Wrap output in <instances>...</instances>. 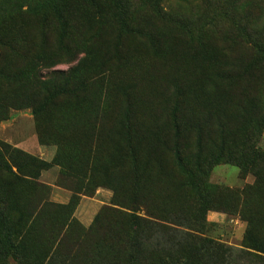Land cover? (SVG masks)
Masks as SVG:
<instances>
[{
    "label": "rangeland",
    "instance_id": "1",
    "mask_svg": "<svg viewBox=\"0 0 264 264\" xmlns=\"http://www.w3.org/2000/svg\"><path fill=\"white\" fill-rule=\"evenodd\" d=\"M42 2L0 0V161L16 150L52 164L0 169V264H264L250 242L264 244V0H162L174 22L131 35L106 12L84 46L41 19ZM54 54L53 83L75 68L82 83L52 98Z\"/></svg>",
    "mask_w": 264,
    "mask_h": 264
},
{
    "label": "trees",
    "instance_id": "2",
    "mask_svg": "<svg viewBox=\"0 0 264 264\" xmlns=\"http://www.w3.org/2000/svg\"><path fill=\"white\" fill-rule=\"evenodd\" d=\"M141 2L142 7H144V14L138 16L131 13L130 11L131 7L135 4V0H43L41 4V9L43 10V12L41 13V19L44 21L55 20L60 25L64 35L67 34L68 36H70L71 30L75 29L77 31V36L82 41V46L88 44V42L90 41H100L101 37L106 33V31L103 29V25L101 24L103 22V16L106 12L112 18L113 22H117L118 28L122 30L126 35H131L134 33L141 34V25L144 24V22L152 24L160 23L164 25L174 22L173 20H175V17L170 13L164 11L162 7V0H141ZM30 12L32 13V15H30L31 17L36 16L33 10L30 9ZM119 41L120 40H115L114 49L122 51L124 48L118 45ZM73 51L71 53H73ZM83 54H105V52H102L92 47V45H89L86 46V50ZM56 57L57 55L54 54L51 58L47 57L44 60L46 80L41 83L42 90L52 98L67 93L68 90L72 87L73 82L82 83V73L78 68L72 69L68 74L67 79H62L63 84L61 86L53 83V81L50 79L52 77V73H50L48 70L50 69V63L53 61V59H56ZM86 64H88L87 67L89 69L100 68L95 65L94 60ZM213 77L217 80L218 83H225L230 80L229 77H225V72L214 73ZM177 91L180 94L175 97V103L181 101V99L185 96L179 90ZM48 99L49 98L47 97L46 101H48ZM175 108L177 111V107ZM121 131L124 138L127 155L131 159L132 169L134 173H136L137 169L135 166V148L132 145V141L134 138H136L137 132L135 127L132 125L129 105L126 106L121 120ZM172 131V135L173 137H175L173 155L176 161V166H178L182 177L184 178V182L186 183V160L181 156L180 150L177 146L178 129L175 121L172 122ZM3 150L10 151V149H8L6 145L1 144L0 152H2ZM13 153L14 158H12V160H10V152L6 154V162L10 163V161H12V163H14V168L18 172H21V170L23 169H31L33 171L41 172L47 171L52 167L51 163L37 160L36 158L30 157L20 151L15 150ZM4 160L5 159L0 161V169H7L10 172V167H8L7 163ZM37 175L38 174H36V176ZM180 228L182 230H186L187 232L195 233V231L191 229L185 227ZM187 237L191 243L192 240L195 239V236L191 234ZM250 242L252 243L253 251L259 253L260 255H264V244L256 241L254 238H251Z\"/></svg>",
    "mask_w": 264,
    "mask_h": 264
}]
</instances>
